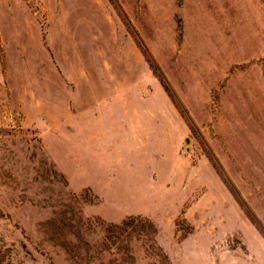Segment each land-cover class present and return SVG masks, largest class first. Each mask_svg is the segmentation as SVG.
<instances>
[{
	"label": "rangeland",
	"instance_id": "obj_1",
	"mask_svg": "<svg viewBox=\"0 0 264 264\" xmlns=\"http://www.w3.org/2000/svg\"><path fill=\"white\" fill-rule=\"evenodd\" d=\"M0 264H264V0H0Z\"/></svg>",
	"mask_w": 264,
	"mask_h": 264
},
{
	"label": "trees",
	"instance_id": "obj_2",
	"mask_svg": "<svg viewBox=\"0 0 264 264\" xmlns=\"http://www.w3.org/2000/svg\"><path fill=\"white\" fill-rule=\"evenodd\" d=\"M137 218L140 219V216H138V215H129L126 218L122 219L118 223H109L108 225L105 226V228H106L105 229L106 230L105 236L107 238H110L112 236L113 230H116V228H122V226L132 222L133 220H135ZM146 221H148V225H150V227H151V232L154 233V230H155L154 224L148 219H146ZM152 239H153V236H152Z\"/></svg>",
	"mask_w": 264,
	"mask_h": 264
}]
</instances>
